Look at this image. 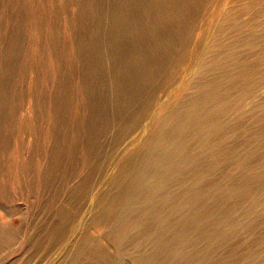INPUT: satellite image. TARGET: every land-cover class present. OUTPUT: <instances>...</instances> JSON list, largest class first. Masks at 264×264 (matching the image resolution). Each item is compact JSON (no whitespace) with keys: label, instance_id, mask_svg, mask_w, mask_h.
Returning <instances> with one entry per match:
<instances>
[{"label":"rangeland","instance_id":"374dc122","mask_svg":"<svg viewBox=\"0 0 264 264\" xmlns=\"http://www.w3.org/2000/svg\"><path fill=\"white\" fill-rule=\"evenodd\" d=\"M0 264H264V0H0Z\"/></svg>","mask_w":264,"mask_h":264}]
</instances>
